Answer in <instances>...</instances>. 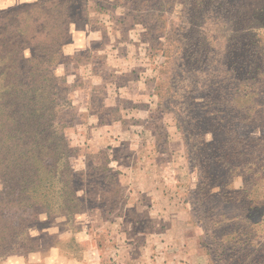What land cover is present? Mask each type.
Wrapping results in <instances>:
<instances>
[{"label":"rangeland","instance_id":"obj_1","mask_svg":"<svg viewBox=\"0 0 264 264\" xmlns=\"http://www.w3.org/2000/svg\"><path fill=\"white\" fill-rule=\"evenodd\" d=\"M60 122L84 202L49 216L10 184ZM4 212L0 264H236L226 233L264 239V0H0Z\"/></svg>","mask_w":264,"mask_h":264},{"label":"trees","instance_id":"obj_2","mask_svg":"<svg viewBox=\"0 0 264 264\" xmlns=\"http://www.w3.org/2000/svg\"><path fill=\"white\" fill-rule=\"evenodd\" d=\"M45 46L51 48L48 44ZM25 72V76L28 79L27 84L30 85L34 79V75L33 73L28 74L27 71ZM29 76H32V78L29 79ZM36 107L37 109H35L34 112H40V114H42V108L38 105H36ZM27 108V105H23V113L25 114L23 118L25 121L21 125L22 127L30 128L27 124L29 121L26 111ZM20 123L21 121H18V125ZM63 127L64 124L60 122L57 132H54L48 127L42 135L31 128L26 134H23L17 139L18 143L15 145L16 147L24 148L21 150L22 161L18 163L21 168L18 169L12 177L15 180L10 184V191L15 193L14 195L17 193L27 207L47 211L49 216H51L53 212H75L76 203L80 201L81 203L84 202L80 200L81 195L77 194L73 183L77 172L66 160L71 148L65 133L62 131ZM55 140L61 144V151L57 145L53 146ZM55 147L58 148L57 151H55ZM81 184L83 186V193L88 187L86 183ZM86 195L88 196V194ZM86 200L89 201L87 198ZM11 204L13 206V200L10 201V205ZM5 213L6 212L0 213L1 221L7 219V217L3 218L1 216H4ZM15 214V211H12L11 217L15 216ZM23 225L24 221H19L18 225L13 228L18 230L19 234H21L20 232L22 231ZM3 226L4 224H0V233L5 232ZM241 234L242 235L239 234L237 237H231L230 233L225 234L227 244L230 242L234 244L233 248H235V250L233 254L239 253V255L237 257L234 256V258L228 255L224 252L226 245L221 243L218 245V250L222 249V255H220L221 259L241 264L240 260L242 258V264H264V239L261 235L259 236V234H256V236L258 235L260 237L257 238L247 233ZM5 240L6 238L3 240L0 238V241ZM239 249H241L240 252L238 251Z\"/></svg>","mask_w":264,"mask_h":264}]
</instances>
